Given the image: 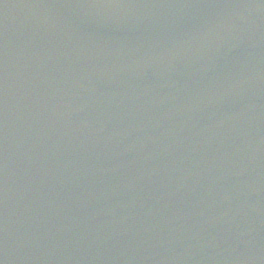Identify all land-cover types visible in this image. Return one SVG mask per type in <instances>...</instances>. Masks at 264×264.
I'll return each mask as SVG.
<instances>
[{"label":"water","instance_id":"1","mask_svg":"<svg viewBox=\"0 0 264 264\" xmlns=\"http://www.w3.org/2000/svg\"><path fill=\"white\" fill-rule=\"evenodd\" d=\"M0 264H264V0H0Z\"/></svg>","mask_w":264,"mask_h":264}]
</instances>
